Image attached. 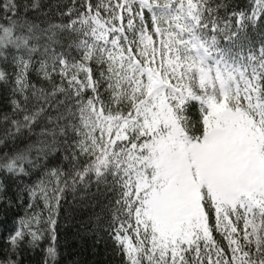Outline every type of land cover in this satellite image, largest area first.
Wrapping results in <instances>:
<instances>
[{
	"label": "snow or ice",
	"instance_id": "snow-or-ice-1",
	"mask_svg": "<svg viewBox=\"0 0 264 264\" xmlns=\"http://www.w3.org/2000/svg\"><path fill=\"white\" fill-rule=\"evenodd\" d=\"M0 264H264V0H0Z\"/></svg>",
	"mask_w": 264,
	"mask_h": 264
}]
</instances>
